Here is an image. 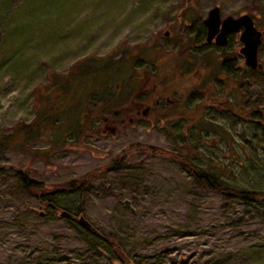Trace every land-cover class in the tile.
<instances>
[{
  "label": "rangeland",
  "instance_id": "1",
  "mask_svg": "<svg viewBox=\"0 0 264 264\" xmlns=\"http://www.w3.org/2000/svg\"><path fill=\"white\" fill-rule=\"evenodd\" d=\"M215 4L221 15L246 11L264 23V0H0V139L12 137L0 145V264H264V202L210 190L170 156L131 151L125 164L111 165L131 143L152 144L264 190V117L253 111L264 108V74L251 72L258 86L249 103L238 101L243 120L227 110L237 101L219 102L233 99L221 85L214 101L197 86V60L219 70L215 55L198 44L201 21ZM140 69L144 84L136 86ZM119 82L134 95L149 90L142 106L158 91L172 99L168 91L176 90L181 101L187 82L188 107L169 114L167 105L164 116L163 102L122 121L113 115L127 96L117 94ZM201 105L206 122L196 124ZM103 114L108 118L96 122ZM25 127L41 132L25 136ZM8 165L46 185L98 166L105 172L82 191L57 194L59 210L40 203ZM62 209L114 238L128 260L115 258Z\"/></svg>",
  "mask_w": 264,
  "mask_h": 264
},
{
  "label": "flooded vegetation",
  "instance_id": "2",
  "mask_svg": "<svg viewBox=\"0 0 264 264\" xmlns=\"http://www.w3.org/2000/svg\"><path fill=\"white\" fill-rule=\"evenodd\" d=\"M243 13H248V12L245 11L242 13H238L236 15H232V14L230 15H232L233 17H238ZM248 14L251 16L254 26L258 30L261 31L262 41L257 46L256 56H257L258 62L261 63L262 67H259V66L252 67L251 65L245 62L246 56H245V53L242 51L244 42L241 39V34L243 33L245 29V25L242 23L238 24L236 29L228 31L223 42H217L216 35L221 30V23H219L211 39H207V26L204 22V18L206 17L205 16L201 21V27H200L201 29L199 31V37H198V44H199V49L201 50V53H204L207 50L212 52L213 55H215L220 66L218 65V68H219L218 72L216 71L212 72L211 70L207 68L205 69L206 67L205 61L197 60L199 61V64H201V68L196 69L200 71V73H198L197 86L201 90L203 97H206L207 99H211L212 101H214L213 94L217 90L216 83H218V85H221L220 86L221 91L228 92L229 94L232 95L233 99H228L225 96L223 99H220L219 102L220 103L226 102V103H229V105L231 106L233 104L232 100L237 101L233 104V107H228L227 110H229V115L236 114L239 120L246 119L244 118V116L247 115V113L245 112V109H244L245 107L240 106L238 104V101L242 98L243 101H245V103H249V101H251V98H250L251 88L258 86L256 84L251 83V72L264 74V61H262L260 57V55L262 56L263 54V59H264V51L262 49V46L264 44V23L256 22L255 19L252 17V15L250 13ZM226 15H221L220 13V19L222 20V18L225 17ZM184 55H185V58L187 57L189 59V64L191 65L192 63L191 60L193 59L191 54L186 52ZM190 68L191 66L188 67V71L185 73V76L183 79L184 81H187L186 78L190 76L189 74ZM142 74H143V71H141L140 69V73L136 77L137 78L136 86H141V84L143 86L144 80H142L141 78ZM162 77H163L162 82H164L167 79L166 74H164ZM121 84L122 83L120 82L117 84V86L119 87V91L117 94L119 95V93L121 92V95L127 94V96L125 97V100H123L120 104H118V107L116 108L117 111H114L113 115L115 116L116 114H118V116L121 117L122 121H125L127 119L129 122H133L135 119H138L139 115H147L149 112L151 111L153 112L156 107H158L159 109V103H162L163 105V102H164V105L166 103V105L163 106V109L165 110V112H163L162 114L164 116L165 115L167 116V105H168L169 114H171L172 111H176L181 108L184 109L188 107V103L184 99V95L186 94V90H187L186 89L187 82L185 83V86L183 88L181 101H178V99L176 98V90L168 91L169 93L171 91L173 92L171 93V95H174L172 99L170 95L167 94V92L160 93L158 91V94L160 95V97L154 99L152 105H146V106H142V102L145 99L148 100V97L150 96L149 90L145 92V89H144V92L138 91L137 94L134 95L135 88H132L133 86L129 88L128 85L124 84L123 89L121 90L120 89ZM259 92H261L260 96L264 99V89L262 87L259 90ZM161 99H162V102H161ZM127 101H130L131 104L129 105ZM149 101H152V100H149ZM253 109H254L253 111L255 115H259V117H264V108L262 109L253 108ZM99 111L100 112L102 111V113H105V112L109 113L108 109H106V111L99 109ZM199 111H201L200 114H199ZM204 112L205 111H204L203 105L197 108V111H196L197 115H196V119L194 123L200 124V123L206 122V120L204 119V116H205ZM84 116L86 117V115ZM232 116H235V115H232ZM85 117L83 118L85 119ZM90 118H93V117H89V118L86 117V119H90ZM106 118H108V116L103 114V115H100V117H96L95 120L97 122L100 119L102 120ZM261 124L263 127L262 129L264 130V119H262Z\"/></svg>",
  "mask_w": 264,
  "mask_h": 264
},
{
  "label": "trees",
  "instance_id": "3",
  "mask_svg": "<svg viewBox=\"0 0 264 264\" xmlns=\"http://www.w3.org/2000/svg\"><path fill=\"white\" fill-rule=\"evenodd\" d=\"M45 115L42 114L41 117ZM23 134L32 135L34 132L38 133L41 132L36 128L29 129V127H25L23 129ZM12 137L10 135H5L0 139V145H7L11 141ZM131 151H146L150 154L154 155H161V156H170L172 159L179 160L180 163L186 165L190 168L191 175L200 183H202L206 188L219 192L223 195L239 198L241 200H252L255 202H264V190H257V189H249L247 187L238 186L235 183H232L225 178L222 177L219 170L216 169L214 166H202L199 164H195L192 162L190 157L187 154L179 153L176 151L165 150L160 147H157L152 144H142L138 142L131 143L127 148L121 151L112 161L111 165L116 167L118 164H125L124 158L131 152ZM1 167V166H0ZM4 167V166H3ZM15 174L17 175L18 179L21 183L25 186L28 192L36 197L40 203H45L48 206H52L55 209L60 208L55 205L52 199L57 194H65V193H72L76 191H82L87 188L88 184L92 179L101 175L104 170V166H98L89 170L75 178H71L65 182L59 184H52L46 185L43 181L30 176L26 171L23 169L15 168L14 166H9ZM67 211V210H66ZM68 212L67 219L75 220L76 216L72 213ZM89 231V230H87ZM92 232L97 237L104 240L106 243L107 248L114 253L115 258L119 259L122 262L128 260V256L120 244L112 237H106L99 233L96 229Z\"/></svg>",
  "mask_w": 264,
  "mask_h": 264
},
{
  "label": "water",
  "instance_id": "4",
  "mask_svg": "<svg viewBox=\"0 0 264 264\" xmlns=\"http://www.w3.org/2000/svg\"><path fill=\"white\" fill-rule=\"evenodd\" d=\"M204 22L207 26V39H211L219 23H221V30L216 35L217 42H223L227 32L236 29L238 24H244L245 29L241 34V39L244 42L242 51L246 56L245 62L252 67H262L261 63L258 62L256 56L257 46L262 41L261 31L254 26L253 20L248 13H243L238 17H233L232 15L228 14L221 20L220 7L219 5L215 4L208 9L207 15L204 18ZM164 34H168V31H165ZM123 202L127 207H129L131 211L134 210L133 207L130 206L127 199H124ZM59 213L61 216H68V212L64 209H62ZM75 221L79 226L89 231L96 230L95 227L82 214L76 216Z\"/></svg>",
  "mask_w": 264,
  "mask_h": 264
}]
</instances>
